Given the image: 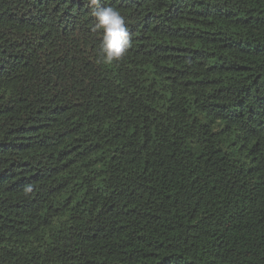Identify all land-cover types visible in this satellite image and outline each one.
Listing matches in <instances>:
<instances>
[{
    "label": "trees",
    "instance_id": "1",
    "mask_svg": "<svg viewBox=\"0 0 264 264\" xmlns=\"http://www.w3.org/2000/svg\"><path fill=\"white\" fill-rule=\"evenodd\" d=\"M0 0V264H264V0Z\"/></svg>",
    "mask_w": 264,
    "mask_h": 264
},
{
    "label": "clouds",
    "instance_id": "2",
    "mask_svg": "<svg viewBox=\"0 0 264 264\" xmlns=\"http://www.w3.org/2000/svg\"><path fill=\"white\" fill-rule=\"evenodd\" d=\"M88 4L94 17L90 31L100 36L97 62L102 65L119 62L131 47L124 16L113 7H99L100 0H88Z\"/></svg>",
    "mask_w": 264,
    "mask_h": 264
}]
</instances>
